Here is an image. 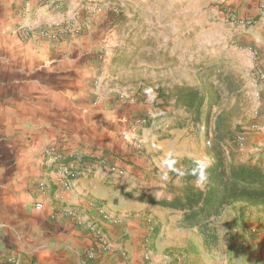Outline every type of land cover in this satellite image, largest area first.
Returning <instances> with one entry per match:
<instances>
[{"label": "crops", "instance_id": "crops-1", "mask_svg": "<svg viewBox=\"0 0 264 264\" xmlns=\"http://www.w3.org/2000/svg\"><path fill=\"white\" fill-rule=\"evenodd\" d=\"M21 2L0 0V264H10L9 258L13 264H83L84 235L66 216L51 219L65 208L95 219L102 211L116 219L114 225H103L107 241L113 251L127 253L130 264H264L263 233L228 239L225 246L208 250L194 230L182 227L181 212L149 203L171 200L165 171L157 180L148 178L150 170L160 174L158 159L170 162L183 157L177 153L178 132L162 130L164 138L155 141L150 134L156 127L137 130L143 152L134 153L133 122L147 109L133 102L116 106L111 100L117 93H136L134 70L140 65L129 64L124 74L108 68V56L98 59V53L110 52L116 45L127 47L117 42V35L132 39L134 27L120 29L109 15H86L107 0H62L49 12L41 7L44 0H34L35 17L30 23L83 28L81 37L35 44L14 35L13 15H20ZM182 2L194 7L184 6L180 36L185 43L192 36L196 51L208 56L195 64L210 60L232 67L254 87L261 131L251 138L264 145V83L256 76L257 70L264 73V13L257 10L264 0ZM210 2L218 10L203 13ZM220 7L235 12L237 23H229ZM204 15H209L208 21ZM205 37L212 41L205 43ZM206 66L203 63L200 71ZM182 68L187 71L181 64L180 72ZM171 70L175 68L164 73ZM57 145L68 154L124 155L127 163L118 164L114 173L95 166L65 190L54 186L55 170L42 156L45 149ZM50 179L51 187L41 195L39 183ZM36 203L43 205L42 210L35 209Z\"/></svg>", "mask_w": 264, "mask_h": 264}, {"label": "rangeland", "instance_id": "rangeland-1", "mask_svg": "<svg viewBox=\"0 0 264 264\" xmlns=\"http://www.w3.org/2000/svg\"><path fill=\"white\" fill-rule=\"evenodd\" d=\"M182 1L107 0L106 4H96L87 10L86 15H109L113 24H118L120 29L134 27L136 33L132 39L130 36L117 35V42L122 41L127 47L116 45L110 52L98 53V56H101L98 57L99 61H104V57L108 56V68L120 73L125 74L129 64L140 65L134 70L138 75L136 93H117L111 102L121 103L117 95L122 94V103L133 102L147 109L145 113L135 117L133 125L139 131L156 127L150 134L154 136L155 141L164 138L165 133L163 134L162 130L178 132L177 139L181 143L177 153L187 158H173L167 162L161 159L157 161L155 155L162 170H158L160 174L150 170L148 179L157 180L165 171L163 177L166 178L167 197L170 199L182 195L186 188L205 192L214 187L217 192L215 204L204 211L187 230H194L202 239L205 248L217 250L225 246L228 239L232 240L241 235L264 234V195L255 199L250 194L234 192L231 189L232 176L238 167L245 165L264 172V145H258L251 138V134L261 131L257 125L261 115L257 99L252 95L254 87L244 82L241 73L210 60L195 64L203 56V59L208 56L205 58V51H196L192 36L186 37L191 39L189 43H185L182 35L180 36L183 28L180 21L182 15H185L184 6L194 7L193 4L185 5ZM60 2L62 0L57 4L45 3L41 7L49 12L58 7ZM216 6L213 2L205 4L203 13L210 12L213 8L218 10ZM34 9L36 8L32 7L25 16L21 13L13 15L12 29L20 40L38 44L43 41L17 30L22 25L34 27L35 24L30 23L35 17ZM208 17L209 15H204V20L207 18L208 21ZM207 25L204 24V27ZM82 35L83 32L73 38ZM211 41L210 37H205V43ZM203 63L207 66L200 71ZM181 64L187 71L182 68L180 72ZM153 66L157 67L156 70ZM169 67L175 70H171V74L164 73ZM201 72L203 74L199 75ZM174 81L178 83L172 85ZM162 83L166 85L160 89L155 87ZM182 86L197 88L204 97V104L197 115L187 112L176 103V93ZM142 120L145 122H137ZM138 133L136 135L141 147L138 152L134 146L133 149L134 153L140 156L143 143L139 137L141 134ZM189 161L197 165L200 171L194 179L187 182L183 178V171ZM124 163L127 162L123 158L121 164ZM163 167H170V170H163Z\"/></svg>", "mask_w": 264, "mask_h": 264}, {"label": "built area", "instance_id": "built-area-1", "mask_svg": "<svg viewBox=\"0 0 264 264\" xmlns=\"http://www.w3.org/2000/svg\"><path fill=\"white\" fill-rule=\"evenodd\" d=\"M48 4H57L60 0H44ZM34 0H22L21 2V15H28L31 11ZM34 8V7H33ZM259 14L264 13V3H259L257 6ZM220 11L224 14L226 20L231 23H237V15L235 12L220 7ZM19 33H24L28 36L34 35L35 38L44 40L48 43H54L60 40H67L71 37H76L82 32V27L71 28L69 25H56V26H43L34 25H22L18 29ZM256 76L259 82L264 83V73L261 70L256 71ZM119 102L122 103L124 95H117ZM121 103L114 104L120 105ZM139 124L144 123L145 120L137 121ZM134 133L137 134V130L134 128ZM134 149L138 152L141 144L136 136L134 140ZM45 163L49 166L51 171L55 170L56 178L52 179L54 186L59 184L65 190H69L73 183L83 174L91 173L95 166L105 168L108 172L114 173L118 164L121 163L123 157L119 154L100 153L98 155L88 154H68L66 149L61 145L50 146L42 153ZM48 187H51V179L46 181L42 180L39 185V192L44 195ZM43 205L41 203L35 204L36 210H42ZM98 218H91L82 215L79 210L75 208H65L59 213H53L51 215L52 220H56L58 216H66L70 218L78 230L84 235L87 241V247L83 252V264H105L107 262H116L117 264H130L127 253L124 251H113L112 246L108 243L106 233L103 225L116 224V219L109 214L99 211ZM10 264L14 263L13 258L7 260Z\"/></svg>", "mask_w": 264, "mask_h": 264}, {"label": "trees", "instance_id": "trees-1", "mask_svg": "<svg viewBox=\"0 0 264 264\" xmlns=\"http://www.w3.org/2000/svg\"><path fill=\"white\" fill-rule=\"evenodd\" d=\"M176 103L187 112L197 115L204 104V97L197 88L182 86L176 93ZM199 171L197 165L190 161L187 162V166L183 171L184 180L191 181L198 175ZM232 180L231 189L234 192L250 194L255 199H259L264 195V172H261L260 169L242 165L233 173ZM216 197L217 192L214 187H210L205 192L186 188L182 195L169 201L150 199L149 203L181 212L182 227L190 228L204 214V211L209 210L215 204Z\"/></svg>", "mask_w": 264, "mask_h": 264}]
</instances>
